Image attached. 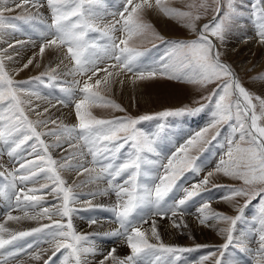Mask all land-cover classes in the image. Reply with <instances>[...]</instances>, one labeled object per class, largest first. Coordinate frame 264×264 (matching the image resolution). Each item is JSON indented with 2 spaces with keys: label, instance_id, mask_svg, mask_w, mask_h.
Listing matches in <instances>:
<instances>
[{
  "label": "snow or ice",
  "instance_id": "1",
  "mask_svg": "<svg viewBox=\"0 0 264 264\" xmlns=\"http://www.w3.org/2000/svg\"><path fill=\"white\" fill-rule=\"evenodd\" d=\"M3 2L6 5L8 0ZM29 2L35 6L39 0H21L16 7H22ZM46 5L51 16L50 23L40 32V38L43 41L39 46L41 57L46 48H66L65 55L74 63L73 69L68 74L86 76L87 79L83 81L82 87H79L80 81H74L79 92L82 93L81 98L74 103L78 123L72 127L60 125L59 130L50 129L48 132H41L37 126L46 127L50 123L55 125L56 121L48 118L33 121L29 118L25 110L26 104L37 116H43V113L31 106L30 99L22 97L38 94L29 91L27 85L30 81L14 80L6 69L4 60L0 59V142L6 146L7 155L10 158H18L20 157L18 150L22 145L31 140L35 141L30 145L31 152L28 153L34 158H20L19 167L8 171L5 177L7 182L0 186V199L4 200L10 208L16 207L23 211V216H15L9 212L4 223H0V249L6 250V246L12 245L23 237L48 230L47 234L50 237L48 243L52 251L51 256L44 260V264H50L53 257L62 250L60 264H89L88 257L96 254L94 242L84 246L82 242L89 241V237L78 234L73 225L72 217L76 209L72 205L76 203L77 198L72 187L66 185V181L60 174V169L75 168L83 172H88L89 169L82 164L68 163L76 155L75 153L63 158V162H58L50 152V148L62 147L59 142L60 137L66 134L70 138L74 137L83 141L87 154L92 157L93 164L100 163V159L107 161L101 164L99 173L91 177L90 182L106 179L108 188L92 195H108L109 190L115 193L116 203L111 211L115 214L120 229L112 232L111 235L123 237L131 250L130 255L121 259L115 255V249H112L104 256L100 264H105L108 260H111L112 264H179L180 254L193 249L165 244L157 231L155 221L152 222L151 236L157 243H151L148 234L140 227L134 226L133 214L139 209L153 216L165 217L168 213H171L172 217H176L178 213L182 216L184 206L200 194L214 173H223L226 177L242 182L240 187L229 188L227 194L222 197L223 200L234 205L237 215L229 216L219 212L209 214L206 210L210 208V204L201 205L197 210L200 213V224H206L210 219L224 223L226 227L220 228L219 232L225 236V243L210 254L201 256L194 264H234V261L225 259L226 251L234 243L241 250L250 251L246 242L235 240L234 231L237 222L242 219L245 208L257 198H259L257 219L260 226L258 264H264V98L254 96L242 85L232 68L221 60L222 53L215 42L218 40L222 45L233 27L239 26L243 9L236 6L235 0H211L210 3L209 0H202L198 5H189V8L197 9L194 14L192 11L170 8L164 0H122L123 10L112 13L114 16L119 15V19L113 24L100 27V22L107 14L104 0H46ZM250 8L249 15L256 30V37L258 42L264 45V0H256ZM152 9L159 10L165 16L185 19L187 27L192 31H196V22L201 19L199 9H203L204 13L211 10L214 15L209 23L202 25L197 39L172 41L167 57H161L156 64L144 65L137 59L142 53L129 46V42L151 29L150 24L142 22V16L147 10ZM12 10L8 7L0 8V30L9 28L15 31L20 30L11 18L4 15L6 11ZM15 19L30 23L36 19V16L30 13ZM116 25L120 27L117 28ZM90 31L99 33L101 38L107 37L109 43L99 45L94 40L87 39ZM116 31L124 34L118 43L112 35ZM157 38L162 39L159 36ZM17 43L23 42L17 41ZM9 47L13 45L10 44ZM98 50L104 55L98 56ZM104 59H112L115 63L101 69L98 65ZM32 63L33 59H29L23 64V68H27ZM109 67L116 70V75L131 74L133 84L157 77L184 80L201 87L215 83L216 88L208 96L202 97L209 104L213 102L214 97H218L215 99L211 123L196 132L176 152L167 157V163H163L159 147L162 139L160 132L163 131L164 126H160V132L151 135L137 127L141 121L153 119V116L141 115L135 118L126 116L104 120L95 118L88 110L98 101H103L98 106L123 111L120 105L111 100H105L100 95L99 89L109 86L110 77L114 74L113 71H109ZM55 71L51 69L47 74L49 81H56ZM101 71L106 75L102 79L96 78L94 82H91L93 77H97ZM35 79L44 83L41 77ZM258 79H264V76ZM60 91L68 98L75 95V92L69 88L61 87ZM58 102L66 104L67 100L61 99ZM205 106L201 104L199 108L165 110L157 113L156 117L194 114L202 111ZM48 111V108L43 110L44 113ZM233 120L235 123L230 124L229 135L220 145L225 151L214 171H209L207 176L191 189L179 188L177 181L186 171L195 173L200 171L195 163L197 158L190 154L191 151H199L197 145L202 146L209 142L206 134L210 129L216 130L211 136V139L215 140L220 135L217 126ZM45 135L55 136L57 142L46 143L42 139ZM126 145L128 146L126 156L121 159L123 155L121 150L125 149ZM80 155L83 156L84 152ZM150 155L159 159H151ZM40 173L45 174L52 182L51 186L44 184L40 189L28 188L27 190L26 187L21 186L33 182ZM4 175L0 172V176ZM121 176H126L123 184L115 183ZM45 189L62 202L58 206L45 207L42 203L43 196L36 194ZM174 189L183 191L184 195L169 205L166 198ZM236 198H242L244 203L240 204ZM26 209H32V211L29 212ZM56 216L60 219H53ZM22 219L36 221L47 219L51 223L42 224L28 231H17L7 226L9 221L19 222ZM90 223H96V221L92 220ZM174 226L186 227L187 225L174 221ZM28 247L31 248L32 245ZM200 247L204 246L196 245V248ZM17 255L18 252L7 251V255L0 260V264H7L9 257L14 258ZM32 258L39 261L42 254L36 253Z\"/></svg>",
  "mask_w": 264,
  "mask_h": 264
},
{
  "label": "rangeland",
  "instance_id": "2",
  "mask_svg": "<svg viewBox=\"0 0 264 264\" xmlns=\"http://www.w3.org/2000/svg\"><path fill=\"white\" fill-rule=\"evenodd\" d=\"M164 2L170 8L178 9L180 11H192L195 14L197 12V9L189 8V5L192 4L198 5L199 3L202 2V0H164ZM210 2L211 0H209V3ZM255 2L256 0H235L236 6L243 9V17L241 18L240 24L239 26L233 27L232 31L227 35V38L222 45L218 40H216L215 42L219 46L220 51L222 53L221 60L232 68V70L236 73V76L242 83V85L254 96H259L261 98H264V79H258V77L264 76V64H261L264 58V53H262V55L259 56L258 62H255L256 61L255 60L254 63L250 65L248 71L241 73L234 61H238V63L241 65L243 64V62H245L246 59L242 61L239 60V57H236V55H234L232 51V49H237V47H242V53L244 55L253 56L254 54L257 53L250 50V48L247 45L241 46L242 42H244L246 38L249 36L247 34H249L250 32L252 33L251 36H253V38L258 41V38L256 37V30L253 21L249 15L251 11L250 6ZM19 3H21V0H8L7 4L5 5L3 0H0V8L3 7H8L11 9L13 8L12 11H6L4 15L6 17L11 18L13 22L20 29L19 31H15L10 28L0 30V59L4 60L5 67L8 70L9 74L12 75L14 80L30 81V83L27 85L29 91L37 93L38 95H32L30 97L24 96L22 98L30 99L31 106L33 108H36L37 111H39L42 108V106H46V108H49V106H51L52 104H53L51 106L52 108L57 107V105H59L58 107L61 108L60 112L64 117V119L62 117L60 118V116L59 117L50 116L51 115L50 113L49 114L47 113L48 114V115L46 114L47 116H37L34 111L30 110L27 104L25 105L26 114L29 116L31 120L36 121L37 119L48 118L56 121L55 125L51 123L48 124L47 126L49 128L47 126L46 127L37 126L39 131L48 132L50 129L59 130L60 125H67L68 127H72L78 123L75 115L74 103L82 96V93L79 92V88L76 86L74 81H80L79 87H82L83 81L86 80L87 77L74 76L68 74L73 69L74 63L71 60H69L68 57L65 55L66 48H62V49L64 55L69 61L70 70L68 71L66 70L67 72H65L55 69L56 71L54 74L57 77L56 81L48 80L47 74L50 72L51 69H54L51 66H50L51 69H47L51 62L50 61H49L50 63L49 62L47 63L46 61L40 62L41 58L39 55L34 56L33 54H30L28 52H27V54L29 55L28 58L33 59V63L29 65L30 68L28 70L27 75L25 76L14 75L15 73L12 74L13 73L12 71L14 69L13 70L9 69L8 64L17 61L18 58L17 56L20 54L19 50L34 51L36 49H39L40 44L43 42L40 38V32L43 31L46 25L50 23L51 13L50 10L47 8L46 0H39V3L36 4L35 6H33L32 2H29L23 4L22 7L17 8L16 4ZM106 9H107L106 10L107 14L104 16L102 22H100L99 25L100 27H103L105 24L108 23L109 24L115 23V21L119 19V15L114 16L112 15V13H119L120 11L123 10L121 5L117 6V8H114L110 5V3ZM199 12L201 13V19L196 22V31H192L188 27L186 32L189 33L182 35L166 34L165 29L160 27L161 25H164V27L171 32H173L174 29L162 23L161 19H157L158 24L153 25V23H151L152 20L149 18V16H147L145 12L142 16V22L146 24H150L151 29L148 30L142 36L134 37L133 40L129 42V46L134 47L137 51H140L142 53V55L137 58L138 61L144 65L156 64L160 61L161 57L168 56L170 51V42L190 41L197 39V34L200 31L202 25L205 23H209L214 15V13L211 10H209L207 13H204L203 9H199ZM30 13L36 16V19L30 23H25L23 20L15 19L18 16L28 15ZM156 16H160V15L156 14ZM109 18L112 19L113 21L110 20ZM166 18H169L170 21H173L176 24H179L180 26L181 24L187 25V21L185 19L179 17H169V16H166ZM116 27L119 28L120 25H116ZM89 33H90L89 40H94L99 45H105L109 43L107 37L101 38L100 34L97 32L90 31ZM112 35L114 39L115 37L117 38L116 41L117 43L119 42V39L123 38L124 36V34L121 31H116ZM157 36L162 37V39H158ZM17 41H22L23 43L20 44L17 43ZM10 44L13 45L14 47L13 51L11 50L13 47H9ZM121 46L123 47V45ZM6 51L8 52L7 54H5ZM97 55L103 56L104 54L102 51L98 50ZM8 57H11V59H8ZM21 58H18L19 59L18 62H21L20 60H22L25 57H23L22 59ZM251 58L247 60H250ZM114 63L115 61L112 59H104L102 62L99 63L98 66L101 69H103ZM260 65H262L261 68L255 69L257 66ZM109 71H113V69L109 67ZM250 72L251 74H249ZM99 75H103L104 77L106 73L103 71L99 72L97 77H93V80L95 81V78H98ZM36 77H41L44 80V83H41L40 80H36L35 79ZM127 78L131 79V76L129 77L127 76ZM158 79H162V80L158 81ZM93 80L91 82H94ZM163 80L176 83L175 85L172 84L170 88V92H168L167 94H159V95H151V96L144 93L125 95L122 92V90H119L118 93L113 92V87H116L117 84L112 86V88H110L109 86L101 87V89H99L100 95L104 97L105 100H111L114 103L120 105V108L123 109V111L112 107L98 106L99 104L103 103V101H98L96 105H93L88 110L95 118L104 119V120L124 118L126 116H132L134 118L139 117L141 115L153 116L154 117L153 119L141 121L137 125V127L140 130L151 135L160 132V126L161 125L164 126L163 131L160 132L162 139L160 142L159 151L161 153V157L163 158V163H167V157L171 156L172 153L176 152L177 149L180 148L181 145H184L185 142L188 139H190L192 136H194L196 132L207 127L211 123L212 112L215 110V99H217L218 97H214L213 102L211 104H209L207 100L202 99V97L208 96L211 93V91L214 88H216L215 83L208 84L206 87H201L198 84L187 83L184 80H175V79L170 80L162 77H157L152 80H146L145 82H148L147 84L153 85V84H162ZM184 86L186 87V92H187L186 96L179 98V101L177 102H171L173 100L170 98V95L174 93V89L183 88ZM190 86L192 87V89L188 88ZM61 87L69 88L73 90L75 92V95L71 98H68L65 95V93L60 91ZM157 87L159 90L161 89L159 86ZM61 99L67 100V103L66 104L59 103L58 101ZM254 103L257 102L254 101ZM201 104H204L206 106L203 108L202 111L196 112L194 114L185 113L181 116H170L167 118L156 117L157 113L165 110H177L181 108H199ZM67 109L71 112L72 120L68 118ZM234 123L235 120L230 121L229 123L226 124L218 125L217 129L219 130L220 135L217 136L215 140H212L211 136L214 134L216 130L210 129L209 133L206 134V139L209 142L203 144L202 146L197 145V148L200 149L199 151L197 150L191 151L190 154L196 156L197 158L195 163L197 167H199L200 171L199 173L186 171L184 175L177 181L179 188L191 189L193 185L202 181L204 177L207 176V173L209 171H214L216 164L219 162L221 156L225 151V149L222 148L220 145L225 142V138L229 135L231 131L230 124H234ZM61 137L62 138L64 137L66 139L65 141L60 142L62 147L50 148L52 157L56 159L58 162H63V158L69 157L73 153H75L76 155L71 160H69L68 163L71 165L82 164L85 167H87L89 169V172H91L94 176H96L99 173L101 164L107 163V161L100 159V163L93 164L92 157L87 154V150L84 147L83 141H80L74 137L70 138L66 134L61 135ZM52 138L54 139L56 137L51 135L42 136V139H44L46 143L55 144L56 142L52 141ZM33 143H35V141L31 140L28 141L27 144L22 145L21 149L18 150V152H20V157L10 158L7 155L6 146L3 145L2 142H0V172H3L5 174L4 176H0V186H3L7 182V180L5 179V177H7V172L12 171L19 167L20 158L23 159L34 158L33 156L28 155V153L31 152L30 145ZM70 145H75V146L73 147ZM76 146L78 148H76ZM67 147H71L72 151L65 152ZM127 150H128V146L126 145L125 149L121 150L123 153L121 159H123L124 156H126ZM81 152H84L83 156L80 155ZM150 158L159 159L154 155H150ZM65 172L70 173L71 176H69L70 174H65ZM160 172L162 174L163 170L161 169ZM82 173L84 172L77 171L75 168H73L72 170L60 169V174L62 178L66 181V185L72 187L73 193L77 198L76 203L72 205L76 209V212L73 214L72 217L73 225L78 234L87 235L89 237V241L82 243H84V246H88L89 242H94L96 247L99 243L102 244L103 241L106 242V244L112 243L114 245H117L122 242L127 246V243L123 237H116L111 235V233L114 232L113 230H107L105 232H102L101 234L99 230L96 231L91 229L83 230L84 225L77 224L78 222L77 219H84V220L89 219L90 221L95 220L97 222L107 218L109 219L108 221L110 223L113 224L115 223L117 228H119L120 226L119 224H116L113 218L112 219L109 218V216H107V214L105 213L106 211H108V213H113L111 211L112 207H110V205L113 203V200L108 205L106 202L102 200L100 204L99 203L96 204L94 200L96 198L102 199L103 197H105V195L93 196L92 195L94 193L93 191H84L79 189L77 190V188H80L84 185L85 187L87 186V183H85L84 181L77 182L74 185V181H75L74 175L82 174ZM219 174L221 175H216L214 173V175L209 178L210 182L204 186L200 194L193 197L191 200L187 202V204L183 208V215H191V217H193L195 220H197V222H199L200 213L197 210L204 203L210 204V208L206 210V212H208L209 214L211 212H219L229 216L237 215V211L233 204H231V207L222 205V202L225 201L222 199V197H224L227 194V190L229 188L240 187L242 182L234 180L230 177H226L223 175V173H219ZM124 179H126V176L118 177L115 183L123 184ZM95 181H98L101 184H103V186L101 187H103L104 190L108 188V183L106 179H100ZM44 184H49L51 186L52 182L47 179L45 174L40 173L38 174L37 177L34 178L33 182H29L26 186L24 185L21 186L26 187V190L28 188L40 189L41 185ZM110 192L109 193L112 196V199L114 197V203H116L115 193L112 192L111 190ZM36 194L43 196L42 203L45 207H51L52 205L58 206L62 202L56 196L48 192L47 189H45L42 192H37ZM183 195H184L183 191L174 189L173 192L169 194V197L166 198L167 203L171 205L172 203H174L175 200L182 198ZM236 199L240 204L244 203L242 198H236ZM86 200H91L93 201V203L91 201L89 203H85ZM258 203H259V198L253 200L248 205V207L245 208L242 219L237 222V225L235 227V231H234L235 240L246 242L250 251L241 250V248L237 247L235 243L232 246H230L225 253V259L234 261V264H258L259 261V253L257 251L259 247L258 230L260 227L257 219ZM20 210H21L20 208H16V207L10 208L4 200L0 199V223H4L6 216L9 212L13 213L15 211H20ZM100 213L103 214L102 217L100 216ZM178 215L180 214L178 213ZM161 218L172 219L175 217H172L171 213H168L167 216L165 217L153 216L148 214L146 211H141L139 209L133 214L134 226L140 227L142 231H144V228L146 227L145 232L148 234L149 241L151 243H157V241L155 239H151V235L149 234L151 229L149 225L152 224L153 221H155V225L157 226V224H160ZM53 219H60V217L56 216L53 217ZM142 221H147V222H142ZM45 223H51V221L47 219H43L40 222L36 223L35 225L14 229V230L28 231L32 228L39 227L40 225ZM218 223L220 228L226 227L224 223L217 222L211 219L207 221L206 224L203 225H205L209 229H212ZM219 227L216 228V232L219 233V235L221 236L220 239L218 240L209 239L208 241H201L198 239L197 234H195L194 236L193 234L189 235L187 233L184 238L189 240V242L173 241V240H171L170 242V241H165L162 235H160V237L165 244L193 249L190 252H185L180 254L181 260L179 264H194V262L198 260L201 256L210 254L211 252L215 251L218 246L225 243V236L220 234ZM47 231L48 230H45L43 232L33 233L32 235L23 237L22 239L14 242L12 245L6 246V249L7 248L14 249L20 245L24 246L23 243L25 245L30 241L31 243H33L31 248L29 247L22 248L20 246L22 251L18 253V256L14 258L9 257L7 264H12L13 262H14L13 264H29V262L30 264L31 262L32 264H44V260H47L48 257L51 256V251H52V247L48 243L50 237L48 236ZM196 245H203L204 247L196 248ZM127 249L128 251L127 253L126 252L125 253L128 256L131 254V250L128 248V246ZM98 250H96L95 255L99 256L97 260V262L99 263L100 261H102L104 256L107 255V253L112 249L105 248L104 250L101 249ZM48 251L50 252L48 253ZM39 252L42 254V259H43L42 262L40 261L36 263L35 260L25 261L33 257L32 256L33 253L36 254ZM117 252L118 250L115 249V255L118 256L119 258L123 259L127 257L125 253H122L121 255V254H117ZM5 253L6 252L3 249H0V256L4 255ZM62 254H63V250L61 251V253H57L56 257H53L50 264H60V260L62 259ZM95 255H91V256H95ZM89 258L91 257L89 256ZM91 261L94 262L95 259H91ZM108 264H112V262Z\"/></svg>",
  "mask_w": 264,
  "mask_h": 264
},
{
  "label": "bare ground",
  "instance_id": "3",
  "mask_svg": "<svg viewBox=\"0 0 264 264\" xmlns=\"http://www.w3.org/2000/svg\"><path fill=\"white\" fill-rule=\"evenodd\" d=\"M146 14L152 20L151 23H153V25H157L158 24L157 19H161L162 23H164L167 26H169L172 29H174V31L171 32L168 29H166L164 27V25H161L160 27L165 29L166 34H178V35H182V34L189 33V32H186V30L188 29L187 25H182L181 24V26H180L179 24H176L175 22L170 21L169 18H166V16H164L163 13H161L157 9L147 10L146 11ZM156 14H159L160 16H156ZM110 20H112V19H110ZM247 35H249V36L246 38V40L244 42H242L241 46L247 45L250 48V50H252L253 52H257V53L254 54L253 56H250V55H244L242 53V47H237V49H232L233 54L236 55V57H239V60H241V61L242 60H245V59L247 60V59H249V58L252 57L250 60H247V61L245 60V62H243V64H241V65L238 63V61H234L235 64L237 65V67L239 68V70H240L241 73H244L245 71H248L250 65H252V63H254L255 60H256L255 62H258L259 56L262 55V53H264V45H261L256 39H254L253 36H251L252 35L251 32L249 34H247ZM7 38H8V36H7ZM11 50L13 51L14 50V47ZM19 51H20V54L17 57L18 58L25 57V58H23V59L21 58L22 59V60H20L21 62H18L19 59L17 58V61L11 62V64H8L10 70H13L14 69L12 71L13 72L12 74L15 73L14 75H22V76H25V75L28 74V70H29L30 67L28 66L27 69H24L22 67V65L29 60V58H28L29 55L27 54V52L30 53V54H33L34 56L39 55L40 58H41V61L40 62L46 61L48 63L50 61L51 63L49 62L50 65L48 66L47 69H51L50 68V66H51L52 68L57 69V70H60V71L67 72L68 70H70L69 69V67H70L69 66V61L66 58V56L64 55L62 48H60V49H57L55 47L46 48L45 49V53L43 54L42 57H41V55L39 53V49H36L34 51L33 50L32 51L19 50ZM7 53L8 52L6 51L5 54H7ZM26 55H28V56H26ZM232 60H234V59H232ZM261 64H264V58H263V61L261 62ZM12 65H14V66H12ZM261 66L262 65L257 66L255 69H259V68H261ZM115 71L116 70H113V73L114 74H113L112 77H110L111 78L110 80H112V82L109 85V87L112 88V86H114L115 84H117L116 87H113V92H115V93H118L119 90H122V92L125 95L141 94V93H144V94H147V95H150V96L151 95H159V94H167L168 92H170V88H171L172 84L173 85L176 84V83L169 82V81H165V80L162 81V84H153V85H151V84H147L148 82H145L146 80H144V81H137L136 84H133L131 82V79L127 78V76L129 77V76H131V74H123L122 73L118 77V75L115 74ZM249 74H251V72ZM98 78H101L102 79L103 78V75H99ZM159 80H162V79H158V81ZM121 81H122V84H121ZM251 83H253V82H251ZM157 86H159L161 89L159 90ZM188 88L192 89L191 86L188 87ZM186 94H187V92H186V87L185 86L183 88L174 89V93L170 95V98L173 100L171 102H177V101H179V98L186 96ZM48 105H51V104H48ZM41 106H42V104H41ZM51 106H49V108H48L49 111L47 113L48 114L50 113L51 114L50 116H58V117L60 116V118L62 117L64 119V117L62 116V114L60 112V109L61 108L58 107L59 105H57V107H53V108ZM44 108H46V106H42V108L39 110V112L42 111L41 113H43V116H47L48 114L43 112ZM67 111H68V118L70 120H72L71 112L68 109H67ZM135 113H137V112H135ZM65 140L66 139L64 137L63 138L61 137V139H60L59 142H62V141H65ZM52 141L57 142L56 138H54V139L52 138ZM76 148H78V147L76 146ZM69 151H72L71 147H67V149H66L65 152H69ZM65 174H70V173L65 172ZM73 174H75V173H73ZM215 174L216 175H221L219 173H215ZM69 176H71V174ZM92 176H94V175L91 172H89V171L88 172H84L82 174L74 175V177H75L74 185L77 182H81V181H84L85 183H87V186L86 187L84 185V186H82L80 188H77V190L79 189V190H84V191H93L94 193L95 192L96 193L97 192H102L104 190L103 187H101V186H103V184H101L100 182L95 181V180L94 181L92 180L90 182V178ZM221 180H224V179H221ZM101 200L104 201V202H106L107 205H108L110 202H112L113 199H112V196L109 193L108 195H105V197H103L102 199L96 198L94 200V202L96 204L97 203L100 204V202H102ZM90 201L91 200H86L85 203H89ZM91 202L93 203V201H91ZM222 205L231 207V204L228 203V202H226V201L222 202ZM27 211L31 212L32 210L28 209ZM12 215H15V216H23V211H21V210L20 211H15V212L12 213ZM100 216L102 217L103 214L100 213ZM77 220H78L77 224L84 225L83 230L84 229H91V230H95V231L96 230H99V232L101 234H102V232H105L107 230L116 231L117 229H119V228L116 227L115 223L114 224L113 223H110L108 221L109 219H107V218L102 219L101 221H97L96 223H90V220L89 219H86V220H84V219H77ZM40 221L41 220L36 221V220L22 219L19 222L9 221L7 223V226L10 227V228H12L14 230V229H19V228H23V227H28V226H31V225H35L36 223H38ZM160 221H161L160 224H157V226L156 225L155 226L157 228V231H158L159 235H162V237L165 239V241H170L171 242V240H173V241H186V242H189V240H187L186 238H184L185 235H186V233L189 234V235L190 234H193L194 236H195V234H197L198 239L201 240V241H208L209 239H212V240L217 239L218 240L221 237L219 235V233L216 232V228L219 227V223L216 224L214 226V228L209 229L205 225L200 224L199 222H197V220H195L193 217H191V215H182V216L178 215V216H176L175 218H172V219H165V218L163 219V218H161ZM174 221L176 223L186 224L187 226L186 227H175L174 226ZM149 227L151 229L152 228V224H150ZM144 231H146V227L144 228ZM149 234L151 235V231H150ZM151 239H155V238L151 236ZM107 243H109V242H107ZM32 244L33 243H31V241H30L26 245L23 243L24 246H21V245L20 246L22 248L23 247L24 248H27L28 245H32ZM20 246H17L14 249H8L7 248L8 250L7 249L6 250L7 251H12V252H18V253H20L22 251ZM96 247H98V248H96V250H98V249L104 250L105 248H107V249H114L115 248L119 252V253L117 252V254H121V255H122V253H125V252L127 253V251H128L126 244H124L122 242L119 243V244H117V245H114L112 243L106 244V242L103 241L102 244L99 243ZM6 250H4V251L6 252L5 254L7 255V251ZM50 251H48V253ZM126 253H125V255L127 256ZM5 254L2 255V256H0V260H3L4 259V256H6ZM34 255H35V253H33L32 256H34ZM90 257L91 258L88 257L89 264H96V263H98L97 262L98 257H99L98 255H95V256H91L90 255ZM91 259H95V261L92 262ZM31 260L34 261L35 259H33L31 257L30 259L25 260V261H31ZM42 260L43 259L41 258V260H39V261L38 260H35V261H36V263H38L40 261L42 262ZM111 262H112L111 260H108V261H105V264H108V263H111ZM29 264H30V262H29ZM31 264H32V262H31ZM98 264H100V262Z\"/></svg>",
  "mask_w": 264,
  "mask_h": 264
}]
</instances>
